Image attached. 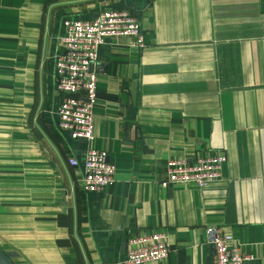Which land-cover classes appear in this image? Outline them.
Here are the masks:
<instances>
[{"label": "crops", "instance_id": "0c3cea01", "mask_svg": "<svg viewBox=\"0 0 264 264\" xmlns=\"http://www.w3.org/2000/svg\"><path fill=\"white\" fill-rule=\"evenodd\" d=\"M126 8L98 48L92 144L114 163L83 188L88 144L58 126L63 19ZM224 152L205 187L161 186L171 156ZM78 163L71 164L70 158ZM264 264V0H0V247L13 264H123L127 239L161 232L145 264H212L206 227Z\"/></svg>", "mask_w": 264, "mask_h": 264}, {"label": "built area", "instance_id": "2783aa9c", "mask_svg": "<svg viewBox=\"0 0 264 264\" xmlns=\"http://www.w3.org/2000/svg\"><path fill=\"white\" fill-rule=\"evenodd\" d=\"M62 23L65 29L61 38L63 50L55 58L56 88L61 93L57 121L71 137L87 142L82 157L81 181L84 189L95 191L111 184L115 172L107 151L92 144L98 48L111 36H130L132 44L137 46H142L144 41L137 19L126 8H105L91 18H65ZM225 160V153L217 151L193 160L171 156L165 161L166 176L159 180V184L193 183L205 187L221 177ZM69 162L78 163L72 157ZM206 233L213 252L212 264H241L252 258L231 233L220 227L207 226ZM168 251L169 244L161 232L133 235L127 239L122 263L157 261Z\"/></svg>", "mask_w": 264, "mask_h": 264}, {"label": "water", "instance_id": "95a60500", "mask_svg": "<svg viewBox=\"0 0 264 264\" xmlns=\"http://www.w3.org/2000/svg\"><path fill=\"white\" fill-rule=\"evenodd\" d=\"M0 264H13L8 254L0 247Z\"/></svg>", "mask_w": 264, "mask_h": 264}]
</instances>
